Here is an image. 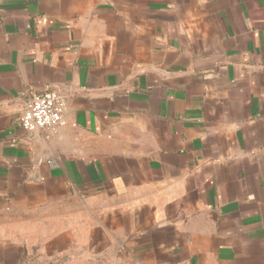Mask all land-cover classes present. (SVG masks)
I'll return each mask as SVG.
<instances>
[{"label":"crops","instance_id":"1","mask_svg":"<svg viewBox=\"0 0 264 264\" xmlns=\"http://www.w3.org/2000/svg\"><path fill=\"white\" fill-rule=\"evenodd\" d=\"M0 264H264V0H0Z\"/></svg>","mask_w":264,"mask_h":264},{"label":"built area","instance_id":"2","mask_svg":"<svg viewBox=\"0 0 264 264\" xmlns=\"http://www.w3.org/2000/svg\"><path fill=\"white\" fill-rule=\"evenodd\" d=\"M69 96L56 87H48L41 92H32L25 98L18 123L30 135L57 132L69 123ZM52 166L57 162L50 161Z\"/></svg>","mask_w":264,"mask_h":264}]
</instances>
